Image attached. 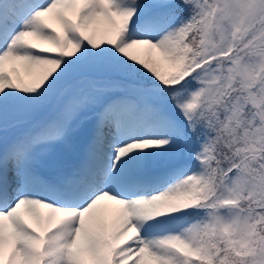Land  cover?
I'll return each mask as SVG.
<instances>
[{
  "label": "snow or ice",
  "instance_id": "snow-or-ice-1",
  "mask_svg": "<svg viewBox=\"0 0 264 264\" xmlns=\"http://www.w3.org/2000/svg\"><path fill=\"white\" fill-rule=\"evenodd\" d=\"M0 264H264V0H0Z\"/></svg>",
  "mask_w": 264,
  "mask_h": 264
}]
</instances>
